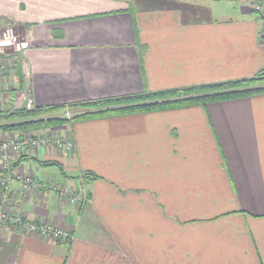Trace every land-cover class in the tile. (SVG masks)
Listing matches in <instances>:
<instances>
[{"label": "crops", "instance_id": "crops-1", "mask_svg": "<svg viewBox=\"0 0 264 264\" xmlns=\"http://www.w3.org/2000/svg\"><path fill=\"white\" fill-rule=\"evenodd\" d=\"M8 21L26 46L0 79V108L26 106L28 90L33 106L67 105L264 69V17L249 1L0 0V24ZM48 130L71 133L75 152L13 153L9 210L72 237L56 242L6 224L0 264H264V92ZM27 174L83 183L89 200L23 196L17 175Z\"/></svg>", "mask_w": 264, "mask_h": 264}, {"label": "trees", "instance_id": "trees-1", "mask_svg": "<svg viewBox=\"0 0 264 264\" xmlns=\"http://www.w3.org/2000/svg\"><path fill=\"white\" fill-rule=\"evenodd\" d=\"M11 24L19 32V28L14 22H11ZM21 33L19 32V34ZM260 92H264V69L257 71L251 77L227 82L152 92L143 91L104 99L78 101L67 105L34 106L31 109L26 106L19 108L3 107L0 108V130L24 132L30 128H44L78 119L146 111L181 104L207 103L250 96ZM66 108L71 110L69 117L57 114ZM40 163L43 165H58L64 172L63 165L58 161H40ZM17 165L18 161L14 163L13 169ZM86 176L90 175L86 174Z\"/></svg>", "mask_w": 264, "mask_h": 264}, {"label": "built area", "instance_id": "built-area-1", "mask_svg": "<svg viewBox=\"0 0 264 264\" xmlns=\"http://www.w3.org/2000/svg\"><path fill=\"white\" fill-rule=\"evenodd\" d=\"M243 1H249L253 9L264 17V0ZM263 36L264 32L261 33V37ZM25 46V39H21L19 34L16 33L14 25L10 23L0 24V79H2L9 67L5 58L10 54L7 49H10L12 53H16L22 51ZM25 100L26 107L31 109L33 107V101L29 90L26 92ZM63 137L57 136L49 140L53 141L56 147L63 151L64 155L74 153L76 146L73 138ZM49 140L42 136H40V138L30 136L22 139L16 134L0 136V161L2 169L5 171L4 174H6L4 179L0 180V228L4 222H8L13 226L14 230L37 235L56 242H68L72 237L69 230L45 220H32L20 213L9 210L12 199H14L12 198L10 187L11 179L14 176L11 170L13 164L11 155L13 151H21L24 146H38L40 144L53 143H50ZM17 178H19L21 182L23 196L27 195L31 189L38 188L54 192L59 197L67 199V201L71 203H83L89 200V190L82 183L76 187H72L67 183H49L42 181L30 174L17 175Z\"/></svg>", "mask_w": 264, "mask_h": 264}, {"label": "rangeland", "instance_id": "rangeland-1", "mask_svg": "<svg viewBox=\"0 0 264 264\" xmlns=\"http://www.w3.org/2000/svg\"><path fill=\"white\" fill-rule=\"evenodd\" d=\"M9 22V21H8ZM10 24H11V22H9ZM6 24V23H5ZM15 31H16V33H18L19 34V32H17V30L15 29ZM19 36H20V34H19ZM20 38L21 39H23L21 36H20ZM7 51H9L10 52V54H9V56L8 57H5L6 58V60H7V65L8 66H10V65H12L13 64V62H14V53H12L11 51H10V49H7ZM24 95L22 94V97H23ZM34 107V106H33ZM57 114H59V115H61V116H68L69 117V115H71V110L69 109V108H66L65 110H63L62 112H58ZM56 125V124H55ZM54 125V126H55ZM53 126V125H52ZM52 126H49V127H44V128H30V129H28V130H26V131H24V132H22V131H17L15 134L16 135H18L21 139L22 138H24V137H32V136H34L35 138H40V136H42V137H44V138H46V139H54V138H56L57 136H60L61 134H53L52 132H51V130H48L50 127H52ZM64 136V137H63ZM62 137L63 138H72V135H71V133H69L68 135L66 134V135H62ZM51 140H49L50 141V143L51 142H53V141H51ZM41 145H44V146H51V147H54V148H56L62 155H64V153H63V151L62 150H60L58 147H56V145L54 144V142L53 143H51V144H40V145H38V146H41ZM32 148H39V147H37V146H24V148H23V150H32ZM13 153H15V151H13ZM12 153V154H13ZM12 156V155H11ZM13 160V159H12ZM13 166H14V161H13V164H12V168H13ZM12 168H11V170H12ZM0 169H1V171H0V173H1V176H0V180H2V179H4V177H5V175L6 174H4L5 173V171L2 169V164H1V161H0ZM31 175V174H30ZM32 176H34V177H36L35 175H32ZM37 178V177H36ZM39 179V178H38ZM40 180H42V179H40ZM42 181H45V180H42ZM46 182H49V181H46ZM49 183H56V182H49ZM68 184V183H67ZM83 184V183H82ZM69 186H70V184H69ZM72 187H76L77 185H71ZM0 187H1V185H0ZM33 190H39V191H46V190H42V189H38V188H33V189H31L30 191H29V193L30 192H32ZM63 199V198H62ZM67 200V199H66ZM71 203V202H70ZM73 204H79V203H73ZM10 225L12 228H13V226L11 225V224H9L8 222H4L3 224H2V227L4 226V225ZM54 224V223H53ZM56 226H60V225H56ZM1 227V228H2ZM62 228H65V229H67V230H69L70 232H71V230L68 228V227H65V226H61ZM0 228V229H1Z\"/></svg>", "mask_w": 264, "mask_h": 264}]
</instances>
